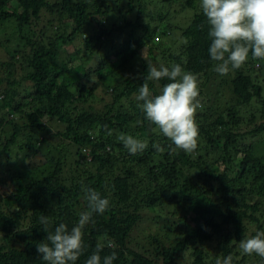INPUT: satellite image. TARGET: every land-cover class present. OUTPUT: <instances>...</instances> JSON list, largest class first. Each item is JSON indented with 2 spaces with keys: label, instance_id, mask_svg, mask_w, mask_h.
I'll use <instances>...</instances> for the list:
<instances>
[{
  "label": "trees",
  "instance_id": "16d2710c",
  "mask_svg": "<svg viewBox=\"0 0 264 264\" xmlns=\"http://www.w3.org/2000/svg\"><path fill=\"white\" fill-rule=\"evenodd\" d=\"M176 2L179 14L190 15L183 23L174 22ZM200 4L0 0V30L9 25L7 39L15 40L11 61L0 63V264H45L36 251L46 237L38 218H49V230L61 222L71 229L87 210L82 183L110 207L83 229L76 264H85L105 236L117 245L113 264H215L228 255L233 264H264L239 248L264 231V61L249 53L241 69L216 73ZM81 36L83 45L69 53ZM105 42L113 44L111 55L94 67L91 57ZM143 48L198 77L202 107L191 154L174 150L138 107L149 63L131 67ZM169 82L147 81L153 94ZM218 89L232 98L218 104ZM121 133L147 148L130 154ZM149 217L155 230L144 243L134 240Z\"/></svg>",
  "mask_w": 264,
  "mask_h": 264
},
{
  "label": "clouds",
  "instance_id": "9594fccd",
  "mask_svg": "<svg viewBox=\"0 0 264 264\" xmlns=\"http://www.w3.org/2000/svg\"><path fill=\"white\" fill-rule=\"evenodd\" d=\"M200 8L209 26L211 42L208 54L212 61L217 62L214 65L216 73L223 76L241 69L248 62L249 53L252 60L264 61V0H201ZM163 79L170 82L160 88L159 94H153L147 81ZM144 81L135 99L142 102L138 107L145 118L172 142L174 150L188 154L194 152L199 140L196 113L202 107L198 99L197 75L185 71L180 64L171 67L148 64ZM108 134L111 135V131ZM118 140L133 155L147 148L145 142L132 135L121 133ZM154 147L159 150V145ZM81 191L87 210L79 213L78 221L71 229L61 222L54 230H49V218L44 215L38 218L46 237L36 244V251L45 264H76L85 248L83 229L94 223V215H102L110 207L109 199L102 197L94 188L82 183ZM105 247L113 251L102 258L100 253ZM116 247L115 242L105 236L97 242L85 264H113L117 259ZM239 248L243 254H255L264 261V231L240 240ZM215 264H233V256L217 258Z\"/></svg>",
  "mask_w": 264,
  "mask_h": 264
},
{
  "label": "rangeland",
  "instance_id": "374dc122",
  "mask_svg": "<svg viewBox=\"0 0 264 264\" xmlns=\"http://www.w3.org/2000/svg\"><path fill=\"white\" fill-rule=\"evenodd\" d=\"M152 0H144V3L146 6H148V8H153L152 5H148ZM152 4V3H151ZM171 13L173 14V17L175 18L176 21H174L175 23H183L185 21V19L189 18L190 15H186V14H179L178 11H180L182 9V4L181 2H176L175 4L172 5L171 7ZM186 13V12H185ZM176 14V15H175ZM1 26V25H0ZM11 32H12V28L8 25L6 26V28H4V31L0 30V63H9V61H11L10 57L8 56L7 52L8 49H14V45H15V40L14 43H12V38L9 40L7 39V37L11 36ZM70 32V31H69ZM177 36H179V34H177ZM87 37V36H86ZM85 40V36H81L76 42L75 44H73V46L68 49L69 53L75 55L76 54V49H78L79 47H81V45H83V42ZM169 40V39H168ZM167 40V41H168ZM117 44V48L120 49L122 48V43L119 41V37L116 38V40H114V44ZM113 44L111 43H104L101 48L100 51L97 55L93 57H91V65L96 67L99 62L98 60L101 57L104 56H109L111 55L110 51L112 49ZM141 56L135 60L133 62V66L131 67L132 70H137L138 67L143 63V62H147L151 65L157 66L159 67L160 65H164L165 63V58L163 56V54L161 53V51H157V50H152V53H150L149 49L147 48H143L141 50ZM143 54H144V58H143ZM81 56L83 57V52L81 53ZM114 56V55H113ZM155 57V58H154ZM130 68V69H131ZM256 68H259L256 66ZM129 70V69H127ZM23 72L19 73V78L22 76ZM262 83L264 84V80H262ZM212 90H213V95L216 94L217 92V96H219V93L217 91L216 86H212ZM219 91H222L224 93V97L223 99H221L218 104H222L227 102V100H230V98H232L231 94L229 92H227V90H221L218 89ZM100 96V95H99ZM101 97V96H100ZM105 98V97H104ZM102 102L103 101H93L92 104H96V107H101L102 106ZM15 120L17 119V116H15L14 118ZM148 218V217H147ZM154 224H155V220L151 219L149 217V220H145L142 225L137 228L136 230H134L132 238L138 242H142L144 243L145 237L149 235L150 230H155L154 228Z\"/></svg>",
  "mask_w": 264,
  "mask_h": 264
}]
</instances>
